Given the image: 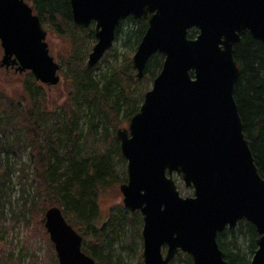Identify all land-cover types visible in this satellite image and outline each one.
<instances>
[{"label": "water", "instance_id": "water-1", "mask_svg": "<svg viewBox=\"0 0 264 264\" xmlns=\"http://www.w3.org/2000/svg\"><path fill=\"white\" fill-rule=\"evenodd\" d=\"M76 25L95 23L88 65L110 50L129 16L148 20L132 62L138 78L150 57L164 56L140 110L117 137L128 160L121 184L125 207L144 219V264H169L180 250L193 264H231L220 232L240 220L259 234L251 264H264V177L244 132L235 98L240 67L234 46L249 32L264 42V0H70ZM197 28L195 38L190 30ZM41 17L26 0H0L1 66L18 65L36 80L57 84ZM175 175L193 195L183 196ZM45 227L60 264H98L83 236L56 205ZM166 247V254L163 248Z\"/></svg>", "mask_w": 264, "mask_h": 264}, {"label": "trees", "instance_id": "trees-1", "mask_svg": "<svg viewBox=\"0 0 264 264\" xmlns=\"http://www.w3.org/2000/svg\"><path fill=\"white\" fill-rule=\"evenodd\" d=\"M27 1L47 29L71 36L73 40L70 57L61 60V69L70 90L67 109L52 115L45 114L46 117L39 109L30 115L19 108L21 104L13 102L4 115L0 105V214H4L7 204L13 203L11 174L17 171L21 196L26 193V181L36 189L22 207L24 217L31 206L35 209L44 208V205L41 221L45 223L46 210L56 205L83 236L88 233L95 236V241L88 243L89 246L84 238L83 250L98 264H126L116 258L120 254L110 256V248L113 240L120 239L123 251L132 255L129 250L131 237H127L136 230L141 234V213H131L121 206L111 219L98 223L101 192L127 180L120 142L116 133L110 135L109 131L120 125L121 116L130 120L138 112L150 83L162 68L164 57L160 53L153 54L141 79L137 77L131 54H120L118 46L107 52L96 66L90 67L88 53L96 42L93 25L84 28L74 24L70 0ZM147 27V20L129 17L117 27L116 41L119 40L123 47L136 50ZM197 33L193 29L190 36L195 37ZM111 54L115 56V63L96 74L102 64H107ZM234 57L241 70L234 94L244 132L264 177V42L246 33L235 45ZM30 95L38 108L43 106L40 91ZM29 146H32L30 165L24 163L20 169H12L10 158L21 163L22 154L28 151ZM35 150L39 152L35 153ZM31 168L34 169L33 175ZM176 179L182 192L192 193L178 177ZM258 237L256 227L247 220H241L235 228L219 233L218 242L231 264H251ZM95 247L101 248L102 253L98 254ZM105 251L106 255H103ZM180 259L183 264L192 262H186L183 257ZM172 264L180 263L176 260Z\"/></svg>", "mask_w": 264, "mask_h": 264}, {"label": "rangeland", "instance_id": "rangeland-1", "mask_svg": "<svg viewBox=\"0 0 264 264\" xmlns=\"http://www.w3.org/2000/svg\"><path fill=\"white\" fill-rule=\"evenodd\" d=\"M47 31V41L49 43L51 54L60 64H62L61 60H66L71 55L73 40L71 39V36L54 33L49 29H47ZM115 46H118L119 53H124V55L131 54V56H133L136 51L132 48L123 47L119 40L115 42ZM1 57L2 56L0 55V60ZM114 57L113 54L109 55L107 64H102L101 70L100 68L97 69L96 74L104 71L109 64L115 63ZM121 57H123V55ZM59 73L61 75V82L58 85H48L36 80L30 71H6V69L0 68V105L2 111H4V115L6 109H9V104L11 102L21 104L22 107L19 108H23V110L30 115L34 113L36 109H39L40 112H43V115L41 113H38L37 115H42L44 117H46V115L59 113L63 109H67L66 103L68 101L70 86L64 77L62 69L59 70ZM147 82L149 83L150 81L148 80ZM151 86L152 83H150V87ZM37 91H40L43 95L42 98L44 102L43 106H40L39 108L37 107L36 101L33 100L30 95L31 92ZM120 120L121 123L116 129H114L115 131L112 130V128L110 129V135H113L114 132L116 133L118 128L128 126L129 120H126L122 116ZM87 128L88 125L86 124V129ZM29 149L22 154V164L20 161L10 158V163L13 165L11 166L12 169H20L24 163L30 165L29 152L31 153L32 146H29ZM37 152H39V150H35V153ZM123 162L127 170V160L124 159ZM33 170V168L30 169L32 175L34 174ZM11 176L14 184V191L11 195V201L13 203L11 205L7 204L5 211L3 212L4 214H0V264H60L54 243L45 227V223L41 221L45 206L43 205L44 208L41 207L42 209L40 207L34 209L31 206L30 212L27 213L25 217L21 212L24 203L28 200V197L36 193V189L33 185H30V181H26L25 184L27 183V190L26 193L21 196L22 188L18 181V172L16 171L12 173ZM182 193L184 195L187 194L186 192ZM40 203L42 204V201ZM98 203L100 213L98 216V223H105L108 219H111L119 207H124L123 194L120 190V185L115 184L103 190L99 195ZM17 209H19V211ZM136 231L129 234L127 237H131L129 238V243H131L132 246H129V250L133 252L132 255L123 251L121 248L122 242L119 241L120 239H116L113 240V244L110 248V256L113 255L114 257L117 254H120V257L116 256V258L119 259V262L121 263L143 264V235L142 231L141 234ZM84 238L86 239L87 245L91 241H95V236L92 233H88ZM126 243L127 242H125V245ZM95 249L98 254L102 253L101 248L97 249L95 247ZM103 255H106V251ZM177 261L180 264L183 263L182 259H177Z\"/></svg>", "mask_w": 264, "mask_h": 264}, {"label": "flooded vegetation", "instance_id": "flooded-vegetation-1", "mask_svg": "<svg viewBox=\"0 0 264 264\" xmlns=\"http://www.w3.org/2000/svg\"><path fill=\"white\" fill-rule=\"evenodd\" d=\"M2 54V50L0 49V55ZM0 68H4V69H6V71H11V70H15V67H13V66H9V67H0ZM184 258L185 260H186V262H190V260L193 262V259H192V256L190 255V254H188V253H185V252H179L178 254H177V256L174 258V260H173V262L174 261H176L177 259H180V258ZM184 260V261H185ZM172 262V263H173ZM192 262H191V264H192ZM171 263V264H172ZM183 264V263H182Z\"/></svg>", "mask_w": 264, "mask_h": 264}]
</instances>
